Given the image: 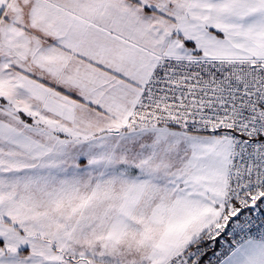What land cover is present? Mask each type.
I'll list each match as a JSON object with an SVG mask.
<instances>
[{"label":"snow or ice","instance_id":"obj_1","mask_svg":"<svg viewBox=\"0 0 264 264\" xmlns=\"http://www.w3.org/2000/svg\"><path fill=\"white\" fill-rule=\"evenodd\" d=\"M0 264H264V0H0Z\"/></svg>","mask_w":264,"mask_h":264}]
</instances>
